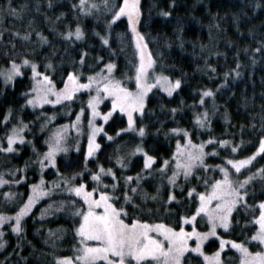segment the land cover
<instances>
[{"label":"trees","instance_id":"obj_1","mask_svg":"<svg viewBox=\"0 0 264 264\" xmlns=\"http://www.w3.org/2000/svg\"><path fill=\"white\" fill-rule=\"evenodd\" d=\"M89 2L99 7L82 12L79 0H0V69L13 61L21 64V74L12 83L0 81V176L3 174L8 182L0 192L7 188L18 194L11 204L0 200V205L4 212L13 214L28 194L29 185L36 184L41 175L47 182L53 181V185L59 179L62 185L65 178H71L76 184L83 181L89 189L97 187L91 173L103 166L115 173L118 189L124 184L122 177H133L128 182L137 187L133 200L121 199L129 214V223L131 219H141L149 223L162 221L175 227L180 216L191 215L198 203L197 194L221 177L222 168L232 167L228 161L251 156L264 137V0H139L138 31L153 56L154 69L173 81L180 79L179 88L171 95L159 89L148 94L143 112L137 113L134 119L136 129L144 127L143 136L128 130L117 135L118 129L127 128V119L122 112L115 111L98 135L100 147L95 156L86 157L82 143L78 150L57 155L54 166L40 170L34 159L46 149L48 122L43 120V115L55 113L49 121L53 125L72 118L85 106L88 92H79L70 100L69 116L59 114V105L30 108L26 101L32 90L31 63L57 87L69 72L86 81L108 62L115 65L116 78L131 87L133 84L137 58L127 18L121 16L111 21L112 13L104 9L101 0ZM108 2L119 5L122 0ZM10 8L16 10L15 14ZM77 24L83 32L82 38L63 35L75 32ZM104 35L109 41L107 45L101 40ZM25 58L31 63L22 64ZM206 90L213 94L203 96ZM108 106L103 104L104 109ZM198 116L204 119L203 126L197 121ZM18 118L27 123L25 140L5 152L2 149L7 143L1 141L8 126ZM185 131L195 144L210 143H203L206 153L203 165L187 178L179 174L176 183L169 184L167 177L174 170L176 143ZM105 134L112 139H107ZM123 140H126L124 144L140 146L156 158L150 166V175L149 170L142 171L143 153H136L127 167L116 163L117 144ZM220 140L231 143L221 145ZM165 160L168 164L161 171ZM256 169H261V173L256 174ZM13 171H16L14 175ZM137 173L141 176L138 184ZM250 173L253 177L246 185L249 194L244 199L248 205H255V209L237 205L231 213L229 228L220 231L225 239L244 241L252 251H258L259 242L248 238L259 227L253 215H259L256 202L264 200V152L256 153L239 173L233 171L236 180ZM101 181V191L107 190L104 185L113 183L107 172L101 173ZM189 188L195 189L190 197L186 195ZM55 190L38 199L21 222L20 232L14 231L10 224L0 226L3 232L0 264H59L58 258L75 256L79 243L75 229L80 217L71 201H75L76 208L83 205L73 194L61 188ZM169 191L176 200H168ZM45 208L49 213L54 211L41 219L38 214ZM200 222L201 217L197 216L196 224L204 228L206 225L203 222L199 225ZM218 248L217 238L209 239L204 245L206 253ZM223 256L227 264L238 263L239 256L231 249H226ZM183 264H204V261L200 255L186 253Z\"/></svg>","mask_w":264,"mask_h":264},{"label":"snow or ice","instance_id":"obj_2","mask_svg":"<svg viewBox=\"0 0 264 264\" xmlns=\"http://www.w3.org/2000/svg\"><path fill=\"white\" fill-rule=\"evenodd\" d=\"M104 4V9L112 13L111 21L117 20L121 16H127L128 24L132 29L134 38L136 39V48L139 50L140 61L136 67L135 90H130L121 85L120 81L114 80L109 75L115 65L112 62L104 64V68L100 72L95 73L87 77V82L81 83L78 79V75L73 72H69L67 75V81L64 88L58 92H55V100L48 101L49 103H57L62 98H71L73 92L79 89H90L93 85L96 86V96L90 97L88 104L92 109L93 116H101L104 121H107L115 109H119L120 112L127 114V129L121 128L117 130V135L121 132H126L128 129L138 131L141 136L144 135L145 129L141 125L138 129H134L135 123L133 118L134 112H143L145 96L153 88L154 84L149 83V80H153L155 85L163 87V89L171 95L174 89L179 88L180 79L171 80L168 76L163 74L149 75V69L153 67L155 63L152 59L151 53L147 51V43L145 42L143 34L137 31L136 25L140 16L139 0H122L119 5H110L108 0H101ZM76 7V5H73ZM79 7L82 12H90L94 8H98L99 5L89 0H79ZM10 10L15 14L16 10ZM163 15H169L168 12H163ZM111 21L109 23H111ZM25 33V37H27ZM37 35H40L37 33ZM66 37L75 36L77 39L83 37V32L77 24L75 32L68 31L63 33ZM99 35V34H98ZM103 44L109 43L106 35L101 36ZM81 62L84 60V55H81ZM22 64H30L28 59H22ZM32 72L34 75L42 77L37 81V87H34L32 91H35L37 95L29 98L26 103L35 104L37 102L43 103L49 93L54 92L52 81L48 75L44 73H36V64L31 63ZM104 69L107 70L105 73ZM16 74H20V64L11 63L10 68L0 72V75L4 76L5 82L13 80ZM239 73H237L238 75ZM227 75V73H225ZM103 89V94L112 97V108L108 112L101 114L96 110V104L99 102V94ZM213 93L211 90H206L203 96H211ZM203 96L201 97V103L203 102ZM83 109H81V112ZM175 112V109L172 110ZM207 113H204L206 118ZM8 119L7 116L4 117ZM79 120V115L77 116ZM197 121L203 126L204 119L200 116L197 117ZM75 126V125H73ZM89 126L91 132L88 136L87 156H92L94 150L98 149L100 145L95 142V135L98 132L103 131V127L93 125L92 120H89ZM27 127L23 121L19 122V126L13 125L6 136L7 147L2 150L8 152L13 150V144L15 141L23 142L25 140L22 135L24 129ZM60 129L53 133L49 138L47 151L43 153V158L40 160L41 167H45L44 159L48 164L55 163V154L59 151H66L63 148V137ZM79 131V129H77ZM172 131H181L180 129H172ZM107 139L111 140V136H107ZM188 133L185 131V136ZM203 143H210L206 141ZM203 143L194 144L188 139L183 147L177 145V150L174 155L176 156V169L172 171V174L167 177L169 184H175L176 178L180 174V170L183 172V176L187 178L192 174L193 169L197 163L203 165V157L206 154L203 150ZM221 145L230 144L231 141L220 140L218 142ZM232 151H236V147L232 148ZM135 152L144 153V170H149L151 162L156 158L150 156L140 146L135 148ZM264 152V137L260 138L259 147L251 156L240 160H229L228 163L233 165L236 172L239 173L242 166L249 164L255 157L256 153ZM116 163L121 164L122 167H127L123 163L122 157L116 158ZM168 164L165 160L161 164V171ZM207 167V165H204ZM224 172L223 179L215 180L210 190L201 191L197 194L198 203L195 205L191 215L180 216L177 225L175 227L164 222L149 223L147 220L131 219V223L128 222L129 214L126 208L121 203V199L124 202H131L133 200V194L137 192L135 185H129V181L133 180L132 176L122 177L124 184L122 188L118 189L116 183V175L111 168L105 169L103 166H98V170L91 173V179L96 182L97 187L91 189L87 188L86 184L81 181L79 184L69 186L68 192H74L77 197H81L86 208H75V213L80 217V223L75 229L76 233L81 237L80 244L82 245L77 251L80 253L75 257V261L72 257H60L59 264H183L185 253H199L203 256L205 264H223L221 260V251L227 246L231 245L232 248L238 250L240 253L239 264H264V250L252 252L247 247L244 241L227 240L224 237H219V248L211 255H207L202 251V244L209 237L217 236V228L228 229L230 226V216L233 209L237 205H241L245 208L255 209V205H248L244 199L249 193L246 185L249 184L253 177V174L244 176L243 179L233 180L230 178L227 168H222ZM107 172L112 177L113 183L104 185L107 190H99L101 181V173ZM261 169H256V174H260ZM77 175L82 176L83 173ZM23 179V177H21ZM71 178H65L64 184L68 185ZM141 179L139 173L136 174L135 180L138 184ZM8 183L0 176V184ZM204 183L207 185V181ZM179 187V185H176ZM33 194L28 197V200L19 208V211L15 213V223L12 224V229L16 232H20L21 217L30 210L31 205L34 203L35 198L46 192L40 185H32ZM195 192L194 188H189L187 196H192ZM98 193V195H94ZM10 193L5 192L4 196L8 197ZM14 195V194H12ZM176 196L169 191L168 200H176ZM215 201V203H213ZM259 205V215H253V220L259 225L256 232L249 237V240L258 241L261 245H264V200L257 201ZM73 207L75 201H72ZM120 205L119 207L117 205ZM99 209V210H97ZM197 216H202V219L206 218L207 231H198L195 223ZM12 217L0 214V225H3L5 220H11ZM184 224H190L191 230L188 231L183 226ZM3 232L0 231V236ZM194 238V246L189 244V241ZM85 240H93L95 243L88 244ZM3 246V242L0 241V247Z\"/></svg>","mask_w":264,"mask_h":264},{"label":"rangeland","instance_id":"obj_3","mask_svg":"<svg viewBox=\"0 0 264 264\" xmlns=\"http://www.w3.org/2000/svg\"><path fill=\"white\" fill-rule=\"evenodd\" d=\"M125 17L127 18L126 15H125ZM129 27H130V26H129ZM136 28H137V31H138V26H137V25H136ZM130 30H131V35H132L133 43H134V46H135V50H136V58H137L136 67H137L138 64H139V61H140L139 50L136 48V39L134 38V34L132 33V29H131V27H130ZM138 32H139V31H138ZM147 51L150 52L149 49H148V47H147ZM151 56H152V55H151ZM152 59H153V56H152ZM17 64H18V63H17ZM10 66H11V64H10L9 66H6V67H4V68H1V69H0V72H3V71H5V70H7L8 68H10ZM136 67H135V72H134V76H133V84H132V87L129 86V85H126V84L123 82V80L116 78V76L114 75V68L112 69V72H111L109 75L111 76L112 79L120 81V83H121L122 86H124V87H126V88H128V89L134 91L135 88H136V82H135ZM104 71H105V73H107V70H106V69H105ZM148 71H149V75H150V76H151V75H154V74H162V73H160L159 71H156V70L154 69V64H153V67H152L151 69H149ZM32 73H33V72H32ZM36 73H37V74L39 73V72L37 71V68H36ZM20 74H21V64H20ZM20 74H16V75L13 77V80H14L17 76H19ZM93 75H94V74H93ZM163 75H164V74H163ZM41 79H42V77H40L39 75H34V74H33V76H32V81H33V82H32V89H33L34 87H37V86H38V85H37V81H38V80H41ZM78 79H79V76H78ZM13 80H12V81H9V82L6 83V82H5V79H4V76H3V75H0V81H2V82L5 83V84H10V83L13 82ZM50 80H51V79H50ZM51 81H52V80H51ZM66 81H67V78L64 80L63 84H62L60 87H57V86L54 84V82L52 81V86H53V88H54V92H53V93H49L48 96H47V98L45 99V101H44L43 103H39V102H37V103H35V104H28V103H26V105L29 106L30 108H39V109H41L42 107L47 106V105H48V106H57V105H59V106H60V109H59V110H60V113H59V114H60L61 116H64V117H65V114H66L67 116H69L70 113H71V108H69V107H71V101H70V100H71L76 94H78L79 92H82V91H87V92H88V96H87V99H86V104H85V106H83V107L80 108L77 112H75V114H74V116H73L72 118L67 119L66 121H64V122H62V123L60 122L59 124L56 123V125H55V124L53 125V124H49V121L52 120V118L55 116V113H54V114H51V115H46V114L43 115V120H44L45 122H48L47 125H46V127H45V128H46V131H47V136H46V149H45L43 152L39 153L38 156H36L35 159H34L35 161H37V165H38V167H40V168H39L40 170L43 169V167H41L40 160H41V158H43V153H45V152L47 151L49 138L52 137L53 133H55L56 131H58V130H60V129H63V131L61 132V135H62V137H63L62 145H63V148L66 149V151H63V150H62V151H59V152H57V153L55 154L54 159H55V163H56L57 155H59L60 153L68 152V151H70V150H78V149L80 148V145H81L82 143H84V145H85V149H86V153H87L88 136H89V134H90V132H91V128H90V126H89V120H90V119L92 120L93 125H96V126H101V125H102V127H103V129H104V125H105L106 122L112 117V115L114 114V112H115V111H119V109H115L114 111H112V113H111V115H110V117H109V119H108L107 121H104V120H103L102 115H101V116H93V115H92V109H91V107H90L89 104H88V100L90 99V97H92V96H96V95H97V92H96V86H95V85H93L90 89H79V90H77L76 92H73L72 95H71V98H70V99H68V98H62V99H60L59 102H57V103H49L48 101H51V100H55V99H56V95H55L54 93L60 91L61 89H63ZM79 81H80L81 83H85V82H87V80H86V81H82V80H80V79H79ZM149 83H153L154 86H153V88H152V89L146 94V96H145V102H146V98H147L148 94H149L153 89H159V90L164 91L165 93H167V92L163 89V87H160V86H158V85H155V82H154L153 80L150 79V80H149ZM174 90H175V89H174ZM174 90H173V91H174ZM36 95H37V93H36L35 91H32V90H31V94L28 96V99H29V98H32V97H35ZM28 99H27V100H28ZM104 103H108V104H109V106H108L106 109L103 108V104H104ZM144 106H145V103H144ZM111 108H112V97H111V96L104 95V94H103V89H101L100 94H99V102L96 104V110L99 111L101 114H103V113L108 112L109 109H111ZM81 109H83L82 112H81ZM137 113H139V112H134V113H133V118H134V119H135V115H136ZM123 114L125 115V117H126V119H127V114H126V113H123ZM78 115H79V120H77V116H78ZM20 121H22L20 118H18L17 121H16V120L12 121L13 123H11V124L8 126L7 133L9 132V130L12 128L13 125H17V126H19V122H20ZM134 121H135V120H134ZM23 123L27 125V123H25V122H23ZM43 125H44V123H43ZM73 125H75V126H73ZM43 127H44V126H42V128H43ZM133 128L136 129V127H135V123H134V125H133ZM77 129H79V131H77ZM126 129H127V128H126ZM24 130H25V129H24ZM128 131H134V130H132V129H128ZM7 133H6V135H5L4 139H3V141H1V143H4V142L7 143V140H6ZM100 133H102V132H98V133L95 135V142L98 143V144H99V142H98V135H99ZM22 135H24V137H25L24 131H23ZM182 137H183V138L177 140L176 147H175V153H176V150H177L178 142H179V145H180L181 147H183V146L185 145L186 141H187L188 139H190L189 136H188V135L185 136V134H184ZM124 141H126V140H123V141H122V144H121L120 142L117 144L118 147H117V150H116V153H115V159H116L118 156H119V157H122V158H123V163H124V164H127L128 161H129V160H130V159H131L136 153H141V154H142L143 152H135V148L137 147V145H134V144H132V143H125V144H124ZM19 142H20V141H15L14 144L19 143ZM192 143H193V142H192ZM14 144H13V145H14ZM128 144H129V145H128ZM194 144H195V143H194ZM97 150H98V149H95V150H94V154H93L92 156H88V157H93V156H95V154L97 153ZM143 154H144V153H143ZM203 158H204V157H203ZM152 162H153V161H152ZM152 162H151V165H152ZM44 163L46 164L45 167H48V166H54V165H55V163H54V165H53V164H48V162H47L46 159H44ZM172 164H173V169H176V156H175V155H174V160H173V163H172ZM151 165H150V166H151ZM29 166H30V165H29ZM198 166H200L199 163H197V165H195V167H194V169H193V172H194V170H195L196 168H198ZM224 168H227V169H228V172H229L230 178L233 179V180H236L235 177H234V174H233V171L235 170V168L233 167V165H232V167H224ZM193 172H192V173H193ZM15 173H16V171H13V172H12L13 175H14ZM180 174L183 175L182 170H180ZM1 176L3 177V179H4L5 181H7V178H6L3 174H2ZM178 176H179V175H178ZM178 176H177V178H178ZM223 177H224V172L222 171V175H221V177H220L219 179H223ZM177 178H176V180H177ZM167 181H168V180H167ZM55 182H56V185H53V181L47 182V181L44 179V177H43L42 175L40 176L39 181H38L35 185H40L43 189L46 190V192H45L44 194L39 195L38 197L35 198V201H34V203L31 205L30 210H28V211L25 213V215H23V216L21 217V222L23 221L24 217H25L28 213H30V212L32 211V209L34 208V206H35L36 203L38 202V199L44 198L45 195H46V196L48 195V192H49V191H52V190H55V189H58V188H61V191H62V190H63V191H66L68 194H71V195L73 194V197H75L76 199L80 200L81 203H82V205H83V207H79V208H81V209L86 208V205L83 203L81 197H77V196L75 195L74 192H68V191H67V188H68L69 186L76 185V183H74L73 179H70V180H69V184H68V185H65V184H64V181H63V184L61 185V182H62L61 179H59V180H57V181H55ZM6 185H7L6 183H5V184H0V189L6 187ZM32 185H34V184H30V185H29L28 194H27L26 197L21 201L20 206L17 207L16 211H15L13 214H7L6 212H4V211L2 210V206L0 205V207H1V208H0V214H3V215H6V216H10V217H12L11 220H5V222H4L3 225H5V224H10L9 226L12 228V224L15 223V213H16L17 211H19V208H20V207H21V206H22V205L28 200V197H29L30 195L33 194V190H32V187H31ZM211 185H212V184H211ZM211 185H210L205 191L210 190ZM55 191H57V190H55ZM5 192L10 193V195H9L8 197H5V196H4V193H5ZM12 194H14V195H12ZM94 195H98V193H94ZM17 198H18V194H17V192L13 191L12 189H7V188H6V190L3 191V193L0 192V200L3 201L5 204H9V203L11 204V203H12L13 201H15ZM71 202H72V201H71ZM213 203H215V201H214ZM72 206H73V205H72ZM75 208H76V206L74 205V207H73L74 211H75ZM47 209H48V208L41 209V211L39 212L38 216H39L41 219H44V218L48 217L49 214L51 215L52 212L54 211V209H53V211H52L51 213H49V211H48ZM97 210H99V209H97ZM233 210H234V209H233ZM200 217H201V222L199 223V225H201L202 222H203V224L206 225V226H205L204 228H200L196 223H195V226H196V228H197L198 231H201V232H203V231H207L208 225H207L206 218H205V219H202V216H198V218H200ZM230 218H231V216H230ZM79 223H80V221H79ZM3 225H0V226H3ZM188 225H190V224H188ZM20 226H21V223H20ZM183 226L185 227L186 230H188V231L191 230V225H190L189 227L186 226V225H183ZM220 230H226V229H223V228H221V227H218V228H217V234H218V235L215 236V237H209L207 240H205V241L203 242V244H202V251H203L205 254H207V255H211V254H212V253H206V252H205V250H204V245H205V243H206L209 239H211V238H217V239H219V237H222V236H221V231H220ZM77 235H78V234H77ZM80 240H81V237L79 236L78 247H77V249H75V253H76V254H75L74 257H72L74 261H75V257L78 256V255L80 254V253L77 251L79 248L82 247V245L80 244ZM85 242L88 243V244H93V243H95V241H93V240H85ZM257 242H258V241H257ZM189 244H191V245L194 246V238H193L192 240L189 241ZM259 244H260V243H259ZM247 247L249 248L248 244H247ZM226 249H231V250H233L234 253H236L238 256H240V253L238 252V250L232 248L231 245L229 244V245H227V246L221 251V260H222L223 264H227V263H225V256H223V253H224V251H225ZM249 250L252 251L250 248H249ZM260 250H264V245H261V244H260V249H259L258 251H260ZM252 252H256V251H252ZM188 253H190V254H197V255H200L199 253H192V252H188ZM185 255H186V253H185ZM200 256H201V255H200ZM201 257H202V259H203V256H201ZM203 261H204V259H203ZM105 264H106V262H105ZM204 264H205V261H204ZM237 264H239V257H238V263H237Z\"/></svg>","mask_w":264,"mask_h":264}]
</instances>
